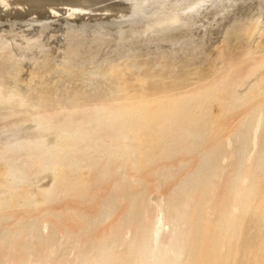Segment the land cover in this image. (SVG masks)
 <instances>
[{
  "label": "bare ground",
  "instance_id": "1",
  "mask_svg": "<svg viewBox=\"0 0 264 264\" xmlns=\"http://www.w3.org/2000/svg\"><path fill=\"white\" fill-rule=\"evenodd\" d=\"M246 34L243 50L216 64L209 56L201 70L135 76L112 65L100 79L117 82L109 92L89 90L77 73L45 90L32 83L42 70L27 73L23 88L0 80V98L19 103L23 117L70 133L52 150L43 142L0 147L12 178L0 183V264H212L221 234L241 237L249 217L264 227V31ZM40 168L48 183L19 190L16 180ZM157 175L171 183L159 194ZM42 205L54 208L39 216L33 208Z\"/></svg>",
  "mask_w": 264,
  "mask_h": 264
},
{
  "label": "water",
  "instance_id": "2",
  "mask_svg": "<svg viewBox=\"0 0 264 264\" xmlns=\"http://www.w3.org/2000/svg\"><path fill=\"white\" fill-rule=\"evenodd\" d=\"M264 30V0H0V78Z\"/></svg>",
  "mask_w": 264,
  "mask_h": 264
},
{
  "label": "rangeland",
  "instance_id": "3",
  "mask_svg": "<svg viewBox=\"0 0 264 264\" xmlns=\"http://www.w3.org/2000/svg\"><path fill=\"white\" fill-rule=\"evenodd\" d=\"M261 31H264V30H260L259 32H261ZM257 35H256L257 37H260V34H257ZM246 36H247L246 33L233 35V37H232V35H230L231 39H230V37L215 38L213 40H204V41L196 42V43H187L186 45L171 46L170 48H161V49H156V50H152V51H144L141 53L127 54V56L112 57L110 59H101V60H97V61H93V62H84L82 64L67 65V67H58V68H52L50 70H42L41 73H44L45 76L43 74L38 75V78H35L36 79V80H34L35 82H32V83H34V85L37 86L38 88L42 87V89L45 90V89H48L49 87H51L52 84L54 86L58 85V84L60 85L61 82H63L65 80V77H64V76H66L65 73H67V74L68 73H75V74L77 73L76 75H78V77L80 78V79L78 78V82H82L81 84L85 83V85L91 84V85H89L90 87L89 86L87 87L89 90H95V88L97 89V87H98V89H102L100 86L103 87V85H104L103 88H105V85H106L105 90L107 92H109L110 87H109V85L107 86V84L108 83L114 84L113 82L115 80L112 79L113 80L112 81V80H109L108 78H106L105 82L106 81L107 82L103 84V81H102V83H100L101 82L100 79L105 78V77H102L103 76L102 74H104L103 71L105 69H108L109 67H112V65H118V64H121V62H122L123 64L128 66L127 69H129L131 72H133L135 74V76H138L140 73H141L140 76H142V74L146 73L145 70H148V68H149V70H152V71H155V70L158 71L159 70V73H164L165 70H173L175 68L181 67L182 65H184L182 67L185 68L186 66L190 67L193 64H197L196 67L198 66V69L201 70V68H203L205 66V64H208V62L210 61L212 56L217 58L216 59L217 61L214 60V63L216 64L217 62H222L223 60H225V57H227V55L229 58L234 53L240 52L241 49L243 50V48L245 47V44H246V41H245L247 39ZM239 38H242V39H239ZM223 39L225 41L229 39V42L231 40V43L227 44V46L224 47L225 49L222 48L224 50L221 49L220 51H218V49L216 47L219 46L223 42ZM213 49H214V51H213ZM238 49H239V51H238ZM224 51H226V52H224ZM234 51H236V52H234ZM215 52H216V55H215ZM217 54H218V56H217ZM219 54H221V57L219 56ZM209 56H211V57H209ZM223 56H225V57L222 58ZM219 59L221 61H218ZM174 63H176L177 66H176V64L174 65ZM187 63H188V65H186ZM110 64H111V66H110ZM146 67H147V69H146ZM60 68L62 69V71L65 69L66 70L63 73H61L62 71ZM157 68H159V69H157ZM69 70H71V71H69ZM184 70L185 69H183V71ZM78 71H80V73H82L83 75H81ZM63 74H64V76H63ZM169 74H170L169 72H166V75L169 76ZM27 75H28L27 73H26V75L23 74V76L22 75H16V77L13 76L14 77L13 79H12V76H8L7 78H0V80L7 81L9 79L8 82H6V83H9L13 86L18 85L16 87L23 88L24 87L23 86L24 85L23 84L24 77H25V79H27L26 78ZM42 75H43V77L41 78ZM47 76H48V78H47ZM14 79H16V80H14ZM38 80H40V81H38ZM86 81H88V82H86ZM250 81L251 80H248V82H250ZM54 82H56V83H54ZM14 83H16V84H14ZM20 83H22L23 85L21 84L22 85L21 86ZM76 84L79 86L80 83L79 84L76 83ZM116 84H117V82L115 81V85ZM248 85H249V83H248ZM118 87L120 88V85ZM245 87L246 86H244V85L241 87L238 86L237 90H241L242 88L244 89ZM116 88H117V86L116 87L114 86V90H117ZM102 91H103V89H102ZM97 94L96 95L94 94V96H97ZM4 106H6V107L4 108ZM10 106H12L13 108ZM10 106H9V103L6 104V102H4L2 98H0V147H4V148L9 149L13 145H16V144L21 143V142H24V143L27 142V143H31V144L43 142L44 145L47 144L46 148H48L49 150H52L55 147H60L62 145V143L65 141V139L67 138V136H69V134H70L69 132H67V130H65L63 125L57 126V128H56V126L55 127L52 126V128H51V124L49 123L48 120H38V119H36L35 116L34 117H33V115L30 116V114H28V115L24 114L25 117H23L19 112V111H21V107H20L19 103H16V102L11 103L10 102ZM14 107H15V111L17 110L15 114H14L15 111L13 110ZM8 108L10 111H8ZM3 112L4 113L6 112V113L3 114ZM31 117L35 118V119H31ZM37 121H39V122H37ZM35 122H37V123H35ZM46 123H48V124H46ZM39 124H40V126H39ZM34 133H36V134H34ZM30 134H32V135H30ZM50 134H51V136H50ZM64 134L66 137L62 136ZM24 137H27V138H24ZM51 140H52V142H51ZM14 166H17V164H14L13 167ZM9 170H11V167H9V165L6 163V161L4 159H0V183H3V182L6 183V182L12 181L11 176H8V174H7L9 172ZM183 172H185V171H183ZM46 173H47L46 169L40 168V170L37 173H35L32 177H26L25 179H22V178L17 179L16 183H17V186L19 185L18 189L19 188L22 189V188H26V187L33 188L34 186H35L34 188H39L43 185H46L48 183L47 182L48 179L46 178L47 177ZM33 183H35V184H33ZM156 183L158 185L157 189H159L158 194L160 192L162 193L164 191V189L168 188L167 187L168 184H171L166 180L163 181L162 177L160 175H157ZM162 183H164V184H162ZM217 191L218 190H216V189L214 190V192H217ZM151 195L152 196H150V197L153 198V194H151ZM213 201H215V200L212 199L211 202H209V204H208V208H209L208 211L209 212L206 214V217L209 221L214 220L216 217L213 214V209H212ZM152 206H154V203H152ZM47 208H54V205H50L49 207L42 205L41 207L33 208V212L35 214H39V216H41V214H43V215L45 214V212H46L45 210H47ZM238 214H239V212L236 213V215H238ZM249 219L252 220L251 217H249V218H247V220H245V223L246 222L248 223V224H246V226H248V227H245L242 230V232H243V235H242L243 237L241 236L242 239H241V237H239L238 234H235V232L237 231L236 228L235 229L232 228L233 231L234 230H236V231L231 232V234L229 232V234H221L219 236L218 242L216 244L215 251H214V255L217 256V261L213 262L212 264H264V260L258 262L256 259H254L255 254H259L257 252L260 251L259 245H257L258 241L255 242L254 239L256 240L260 236V234L258 233V229H262L261 233L262 234L264 233L263 232L264 227L258 226L257 223L252 224L251 223L252 221H249ZM42 222H40V224H42ZM5 224L9 225L10 223H9V221H6ZM19 228L20 227L12 228L11 235H12V231H15V230L17 231V230H19ZM244 234H245V236H244ZM237 238H239V239H237ZM232 246H235V248H237V253H236V256L233 257V260H231L228 256L229 250Z\"/></svg>",
  "mask_w": 264,
  "mask_h": 264
}]
</instances>
